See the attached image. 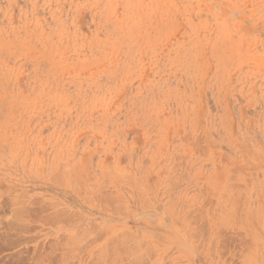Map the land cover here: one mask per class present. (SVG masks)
Masks as SVG:
<instances>
[{"label": "rangeland", "instance_id": "1", "mask_svg": "<svg viewBox=\"0 0 264 264\" xmlns=\"http://www.w3.org/2000/svg\"><path fill=\"white\" fill-rule=\"evenodd\" d=\"M263 229L264 0H0V264H264Z\"/></svg>", "mask_w": 264, "mask_h": 264}, {"label": "bare ground", "instance_id": "2", "mask_svg": "<svg viewBox=\"0 0 264 264\" xmlns=\"http://www.w3.org/2000/svg\"><path fill=\"white\" fill-rule=\"evenodd\" d=\"M232 186V185H231ZM232 189H233V187H231ZM231 190V189H230ZM244 200V199H243ZM240 204H241V201H240ZM239 204V205H240ZM242 206V205H241ZM258 212V211H257ZM64 213V212H63ZM243 213V212H242ZM58 215H59V213H58ZM228 216V215H227ZM230 216V215H229ZM53 217V216H52ZM57 217V216H56ZM61 217H62V215H61ZM67 216H65L64 218H66ZM54 218H55V216H54ZM59 218H60V215H59ZM69 218H72L71 216H69ZM254 218V217H253ZM56 219H58V218H56ZM226 219H227V217H226ZM229 219V218H228ZM228 219H227V221H228ZM230 219H231V217H230ZM68 220V219H67ZM52 221V220H51ZM56 221V220H55ZM262 221V220H261ZM259 223H260V221H258ZM227 223H229V222H227ZM238 223V222H237ZM232 224V223H231ZM231 224H229V225H231ZM234 225V224H233ZM246 225V224H245ZM232 226V225H231ZM259 228V227H258ZM264 230V229H263ZM85 231V230H84ZM87 231V230H86ZM84 233V232H83ZM87 234H89V233H87ZM78 235V234H77ZM82 235V234H81ZM73 238V237H72ZM76 239V238H75ZM24 240V239H23ZM21 242V241H20ZM22 242H25V241H22ZM109 242V241H108ZM61 245V244H60ZM61 246H63V243H62V245ZM124 246V245H123ZM121 247V246H120ZM125 248V247H124ZM132 248V247H131ZM130 248V249H131ZM126 249V248H125ZM129 249V248H128ZM132 250V249H131ZM130 250V251H131ZM134 250V249H133ZM122 251V250H121ZM127 251V250H126ZM129 251V250H128ZM250 251H252V250H250ZM131 253V252H130ZM134 253V252H133ZM121 254V253H120ZM125 254V253H124ZM128 254V253H127ZM22 256V255H21ZM129 256V255H128ZM115 257V256H114ZM19 259V258H18ZM27 259V258H26ZM29 259V258H28ZM122 259V258H121ZM13 260V259H12ZM252 260V259H251ZM10 261V260H9ZM16 261H17V259H16ZM19 261H20V259H19ZM27 261V260H26ZM115 261V260H114ZM119 261V260H118ZM11 262V261H10ZM253 262V261H252ZM33 263H34V261H33ZM18 264V263H17ZM23 264V263H22Z\"/></svg>", "mask_w": 264, "mask_h": 264}]
</instances>
